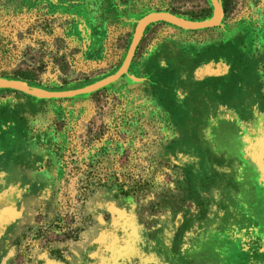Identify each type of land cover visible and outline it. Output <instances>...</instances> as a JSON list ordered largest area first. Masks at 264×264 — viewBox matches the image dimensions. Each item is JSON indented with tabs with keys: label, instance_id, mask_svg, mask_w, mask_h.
Masks as SVG:
<instances>
[{
	"label": "rangeland",
	"instance_id": "obj_1",
	"mask_svg": "<svg viewBox=\"0 0 264 264\" xmlns=\"http://www.w3.org/2000/svg\"><path fill=\"white\" fill-rule=\"evenodd\" d=\"M220 2L216 27L148 25L103 89H0V264H264V0ZM158 12L215 16L211 0H0V79L97 83Z\"/></svg>",
	"mask_w": 264,
	"mask_h": 264
},
{
	"label": "water",
	"instance_id": "obj_2",
	"mask_svg": "<svg viewBox=\"0 0 264 264\" xmlns=\"http://www.w3.org/2000/svg\"><path fill=\"white\" fill-rule=\"evenodd\" d=\"M211 1L214 6L215 16L212 20H208V21H203V22L186 21L182 18H179L167 12L152 13L146 16L140 22V25L135 32L128 54L119 71L97 83H94L82 89H77L72 91L50 92V91H45L43 89L31 87L27 82L24 81L0 79V89L15 90L26 93L31 96H36L40 98H54V99L74 97L82 94L92 93L99 89H103L104 87L118 81L128 71L135 56L137 47L142 39L143 32L148 25L156 22H166L190 30L206 29V28L218 26L223 19L224 12L220 0H211Z\"/></svg>",
	"mask_w": 264,
	"mask_h": 264
},
{
	"label": "crops",
	"instance_id": "obj_3",
	"mask_svg": "<svg viewBox=\"0 0 264 264\" xmlns=\"http://www.w3.org/2000/svg\"><path fill=\"white\" fill-rule=\"evenodd\" d=\"M133 41V40H132ZM137 49H138V47H137ZM137 51L138 50H136V53H137ZM136 53H135V55H136ZM135 57V56H134ZM134 59V58H133ZM133 62V61H132ZM132 64V63H131ZM131 66V65H130ZM130 68V67H129ZM3 79H10V80H16V79H11V78H3ZM43 89V88H42ZM44 90H46V89H44ZM77 90V89H76ZM1 91H4V90H1ZM6 92H10V93H12V94H14V95H17V94H20V92H14V91H8V90H6ZM22 94V93H21ZM3 200H5V199H3ZM4 219H8V216H6V215H3L2 216V220H4Z\"/></svg>",
	"mask_w": 264,
	"mask_h": 264
}]
</instances>
